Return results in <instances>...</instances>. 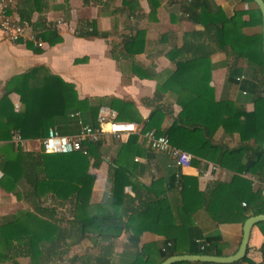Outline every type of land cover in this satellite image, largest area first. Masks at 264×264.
Segmentation results:
<instances>
[{
	"label": "trees",
	"instance_id": "obj_1",
	"mask_svg": "<svg viewBox=\"0 0 264 264\" xmlns=\"http://www.w3.org/2000/svg\"><path fill=\"white\" fill-rule=\"evenodd\" d=\"M125 2L130 17L141 16L143 9L135 0ZM182 8L190 19L205 28L191 33V37L206 34L214 45L189 41L184 47L191 54L176 61L175 70L160 81L158 89L172 92L181 106L168 128H163L168 113L161 108H155L144 122L134 102L117 97L97 102L80 99L75 85L43 67L8 82L0 98V141H6L0 145L3 170L0 185L19 200L24 199L28 207L0 219V264H51L50 258L58 249L85 240L91 241L99 253L83 264H162L173 255H224L228 244L220 235H207L206 227L198 222L199 214L205 212L215 224H221L244 223L248 217L264 213V78L257 83L252 81L255 88L261 84L263 92L255 99L251 112L232 100L217 101L211 85L214 66L210 56L217 49L226 52L230 81L242 73L238 66L241 59L246 60L256 75L264 76L263 33L244 32L246 26L263 23L261 10L256 5L246 20L243 12L228 16L210 0H183ZM22 17L30 20L23 12ZM50 34L56 38L53 40L45 31H40L39 37L51 43L61 41L56 30ZM79 34L110 35L95 26ZM145 35L146 31L141 28L134 34L124 35L123 47L141 52ZM243 87L246 88L245 82ZM14 92L21 97L20 111H15L10 99ZM102 105L117 110L120 120L138 122L142 133L154 130L158 135H167L173 146L193 154V164L198 158H205L232 172V178L216 181L208 191L185 183L177 173L167 180L158 179L146 185L139 180L138 170L142 166L136 161L143 153L144 141H140V134H133L127 141L118 142L117 152L110 158L108 190L111 195L94 203L91 200L97 178L94 170L106 158L102 137L96 142L84 141L86 152L71 153H47L42 148L26 151L9 142L16 131L24 139H43L51 128L65 134L72 128L79 133L85 123L97 127ZM220 128L226 133H239L240 144L230 148L216 142L214 136ZM254 179L260 182L256 188ZM128 187L134 195L127 191ZM68 204L71 215L63 223L58 218V208ZM256 227L264 236V221ZM146 232L164 236L165 245L143 244L142 236ZM120 238H124V246L117 254L115 242ZM261 253L262 261L248 259V264H264V244ZM244 258L232 264H240ZM78 259L75 257L72 264H77ZM173 264L217 263L179 261Z\"/></svg>",
	"mask_w": 264,
	"mask_h": 264
},
{
	"label": "crops",
	"instance_id": "obj_2",
	"mask_svg": "<svg viewBox=\"0 0 264 264\" xmlns=\"http://www.w3.org/2000/svg\"><path fill=\"white\" fill-rule=\"evenodd\" d=\"M125 1L10 0L9 14L12 18L23 19V12L30 17L28 21L37 36L40 31H45L54 40L56 37L50 32L56 30L61 41L51 43L43 40L44 45L37 47L32 39L13 42L0 30V98L5 94L11 79L34 68L43 67L51 74L75 85L80 99H89L92 102L109 97L130 100L134 102L139 117L144 122L155 108H161L168 113L163 128L171 126L181 111V106L176 103L172 92L158 89L160 81L162 83L167 75L175 70L176 61L191 54V51L184 47L186 43L197 41L212 46L214 43L206 34L191 37V33L203 31L205 28L189 18V14L182 8L183 0H135L143 9L140 17L136 14L129 16L128 4L126 5ZM210 1L221 6L228 16L243 12L246 20L250 18L249 12L256 10V4L251 1ZM60 20L62 23L58 24ZM92 26L101 32H109L110 35L80 36L79 32L92 29ZM137 28L146 31L145 39L141 43L144 49L141 52L129 51L123 47L124 35L134 34ZM244 32L251 35L263 33V23L246 26ZM177 50H181V53H177ZM210 56L214 66L211 85L215 89L217 101L232 100L243 110L253 111L255 99L263 91L261 84L256 88L251 84L252 81L257 83L264 76L256 75L246 60L241 59L238 66L242 73L237 75L235 81H230L226 52L217 49L211 52ZM244 82L246 88L243 87ZM10 99L15 111H20V95L11 93ZM16 105H19V109ZM77 133V130L72 128L65 135ZM140 138V141H144V147L143 153L136 157V161L142 166L138 170V177L146 185L158 179L167 180L170 175L177 173L183 176L185 183L198 185L202 191H208L216 181H229L233 176L232 172L205 158H198L196 164L182 168L176 164L173 157L152 151L145 139ZM214 139L230 148L240 144L239 133H226L223 128L216 132ZM102 140L106 158L100 168L94 170L97 176L91 199L94 203L102 202L111 195L108 190L110 158L116 154L118 142L127 141L128 138L120 140L107 134ZM9 142H13L12 139ZM4 143L6 141H0V145ZM41 148L42 139H27L24 149L38 151ZM214 166L218 169L214 170ZM2 176L3 170L0 167V178ZM246 177L252 178L248 175ZM253 185L258 187L259 180L254 179ZM127 191L134 195L131 187H128ZM172 194L173 192H170V195ZM27 207L24 199L19 200L16 195L7 192L0 185V219ZM198 222L206 227L208 236L220 235L228 244L224 255L233 254L238 250L245 222L215 224L205 212L199 214ZM152 242L161 247L165 245L166 238L152 232L144 233L142 243ZM263 244L264 236L255 226L250 238V249L240 264H248V259L262 261Z\"/></svg>",
	"mask_w": 264,
	"mask_h": 264
},
{
	"label": "built area",
	"instance_id": "obj_3",
	"mask_svg": "<svg viewBox=\"0 0 264 264\" xmlns=\"http://www.w3.org/2000/svg\"><path fill=\"white\" fill-rule=\"evenodd\" d=\"M9 8L10 0H0V30L5 36L13 42L32 39L37 47L43 46L44 41L33 32L32 24L20 17L12 18L9 14ZM61 23V20L58 21V24ZM16 107L19 109V105H16ZM97 120V127L83 124L82 130L74 135H65L59 130L51 128L48 135L42 139V149L47 153H71L84 150V141L96 142L107 134L120 140L129 138L133 134H140L152 151L168 154L182 168L189 167L192 164L193 154L173 146L167 135H158L154 130L142 133L139 124L120 120L117 110L112 107L102 105L99 108ZM26 140L19 131L14 132L12 136L13 143L22 148H26ZM213 169L216 170L218 167L214 166ZM243 205H246V203L243 202ZM167 245L170 246L171 243Z\"/></svg>",
	"mask_w": 264,
	"mask_h": 264
},
{
	"label": "water",
	"instance_id": "obj_4",
	"mask_svg": "<svg viewBox=\"0 0 264 264\" xmlns=\"http://www.w3.org/2000/svg\"><path fill=\"white\" fill-rule=\"evenodd\" d=\"M261 10L263 17V50H264V0H253ZM264 221V213L248 217L243 226V237L238 250L230 255H211V254H180L168 257L162 264H173L179 261H202L220 264H232L247 255L248 246L253 228L257 223Z\"/></svg>",
	"mask_w": 264,
	"mask_h": 264
},
{
	"label": "rangeland",
	"instance_id": "obj_5",
	"mask_svg": "<svg viewBox=\"0 0 264 264\" xmlns=\"http://www.w3.org/2000/svg\"><path fill=\"white\" fill-rule=\"evenodd\" d=\"M51 203V200L48 201ZM57 205V204H56ZM71 206L64 205L58 208V218L65 223L68 217L71 215ZM116 246V253L119 254L124 246V238H120L115 242ZM99 253V250L92 247V242L89 240H85L80 244H75L72 246H65L58 249L52 256H51V264H72V260L75 257H79L77 264H83V261L89 259L90 257H94ZM115 259H118V255L115 256ZM27 261V260H23ZM91 264V262H90Z\"/></svg>",
	"mask_w": 264,
	"mask_h": 264
}]
</instances>
